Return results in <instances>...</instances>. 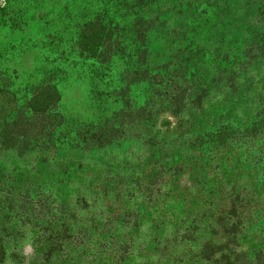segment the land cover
Instances as JSON below:
<instances>
[{
    "label": "rangeland",
    "instance_id": "rangeland-1",
    "mask_svg": "<svg viewBox=\"0 0 264 264\" xmlns=\"http://www.w3.org/2000/svg\"><path fill=\"white\" fill-rule=\"evenodd\" d=\"M1 132V264H264V0H0Z\"/></svg>",
    "mask_w": 264,
    "mask_h": 264
},
{
    "label": "trees",
    "instance_id": "trees-1",
    "mask_svg": "<svg viewBox=\"0 0 264 264\" xmlns=\"http://www.w3.org/2000/svg\"><path fill=\"white\" fill-rule=\"evenodd\" d=\"M147 76L146 73L142 75V79ZM138 78H134L136 80ZM49 86L44 88H37L19 104L14 119L8 124L7 130L5 128L3 139H1V146L4 148H13L17 151L19 156H23L26 150L33 147L36 143H51L53 140V125L51 124L52 116L58 117L59 114L53 112L57 109L58 96L57 92L50 96ZM7 131V132H5ZM48 141V142H47ZM51 144L45 145L43 148L47 149ZM0 245V264L3 261V246ZM2 254V255H1Z\"/></svg>",
    "mask_w": 264,
    "mask_h": 264
}]
</instances>
